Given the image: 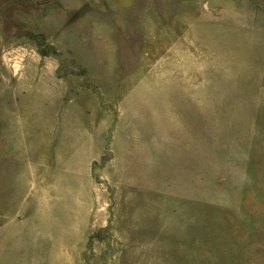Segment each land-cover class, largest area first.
<instances>
[{
	"label": "rangeland",
	"instance_id": "1",
	"mask_svg": "<svg viewBox=\"0 0 264 264\" xmlns=\"http://www.w3.org/2000/svg\"><path fill=\"white\" fill-rule=\"evenodd\" d=\"M261 108L264 0H0V192L33 263L264 264Z\"/></svg>",
	"mask_w": 264,
	"mask_h": 264
},
{
	"label": "crops",
	"instance_id": "2",
	"mask_svg": "<svg viewBox=\"0 0 264 264\" xmlns=\"http://www.w3.org/2000/svg\"><path fill=\"white\" fill-rule=\"evenodd\" d=\"M255 113L264 114V110H257ZM92 162L93 160L91 162L89 161L90 164H92ZM15 168L17 171L18 168L16 164ZM26 170L27 174L20 179L19 182L21 184L24 182L26 186H29L30 190L36 191V188L40 190L41 198L39 200L36 199L35 202L38 207H45V205L50 203V194L52 190L49 181L45 179L44 176V172L47 170L45 164L37 166L29 165ZM88 172L90 176V171L88 170ZM123 196L124 194L122 193V199ZM5 203L6 199L4 200V195L0 192V264H36V262L33 263L32 259L37 255V233L39 229L37 219H31L28 222L21 223L20 218H18V209L13 215H7L5 212L7 211ZM9 208L11 207L9 206ZM35 208L37 209L36 206ZM94 211V205L90 204L86 211L87 215L90 214L92 216ZM29 215L32 216L31 213ZM100 220L101 219H99V221ZM66 221L67 222H65L63 218L61 219L60 224L63 228L69 224V221ZM58 237H60L58 241H55V243H58L56 257L58 259L69 258V245L68 243L65 244V240H69V231L66 233L64 230H61Z\"/></svg>",
	"mask_w": 264,
	"mask_h": 264
},
{
	"label": "water",
	"instance_id": "3",
	"mask_svg": "<svg viewBox=\"0 0 264 264\" xmlns=\"http://www.w3.org/2000/svg\"><path fill=\"white\" fill-rule=\"evenodd\" d=\"M109 156H111V153H108Z\"/></svg>",
	"mask_w": 264,
	"mask_h": 264
}]
</instances>
